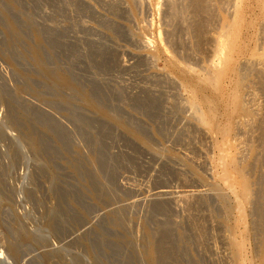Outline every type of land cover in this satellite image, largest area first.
<instances>
[{"label": "rangeland", "instance_id": "1", "mask_svg": "<svg viewBox=\"0 0 264 264\" xmlns=\"http://www.w3.org/2000/svg\"><path fill=\"white\" fill-rule=\"evenodd\" d=\"M198 1L0 0V264H257L264 9L244 0L241 50L215 91L199 81L237 0ZM236 73L250 117L227 112Z\"/></svg>", "mask_w": 264, "mask_h": 264}, {"label": "bare ground", "instance_id": "2", "mask_svg": "<svg viewBox=\"0 0 264 264\" xmlns=\"http://www.w3.org/2000/svg\"><path fill=\"white\" fill-rule=\"evenodd\" d=\"M132 1V0H131ZM136 1V0H135ZM195 1V0H194ZM198 0H196V2H195V4L196 3H198L199 4V1L197 2ZM201 1V0H200ZM122 2V1H121ZM255 2H256V4L258 5V6H260L262 9H264V0H255ZM120 3V2H119ZM194 4V3H193ZM198 4H197V6H198ZM134 5V4H133ZM125 6V5H124ZM196 6V5H195ZM197 6H196V8H197ZM201 6V3H200V5H199V7ZM204 6V5H203ZM202 6V7H203ZM198 7V8H199ZM205 7V6H204ZM196 8H195V10H196ZM197 8V9H198ZM202 9V8H201ZM199 10H200V8H199ZM198 10V11H199ZM204 10V9H203ZM244 0H237V3H236V5H235V16H234V19H233V21H232V23H230V24H223L224 26H223V28H222V30H221V33H220V35H219V39H218V42H217V47H218V51H219V53H220V56H218V61H217V63H215V64H213V67H212V72L211 73H207L205 76H201L202 78H201V81H199V83L201 84H203L204 86H208V87H211L213 90H215V91H218L220 88V84H221V81H222V79L223 78H226V77H228V74H229V72L231 71L230 70V63H231V61H232V59H233V57H235V56H237L239 53H240V50H241V45L239 44V35H240V31H241V29H242V20H243V14H244ZM197 14V13H196ZM197 26V25H196ZM200 28H202V27H200ZM199 28V29H200ZM198 33H199V31H198ZM197 33V34H198ZM226 49L227 51H228V58L227 59H220L221 58V53L223 52V49ZM258 55V53H256V52H254V51H252L251 53H250V56H252V57H254V56H257ZM235 63H237V62H235ZM236 66H238V65H236ZM179 68V67H178ZM181 68H179V70H180ZM184 69V68H183ZM237 69V68H236ZM210 70V69H209ZM187 71V70H186ZM236 71V70H235ZM179 73H181V71L179 72ZM187 73H188V71H187ZM234 73V72H233ZM232 73V74H233ZM50 74V73H49ZM183 76H184V73H183ZM186 78V77H185ZM68 80V79H67ZM70 81V80H69ZM185 81V80H184ZM201 84V85H202ZM188 86V85H187ZM186 86V87H187ZM185 87V88H186ZM190 87V86H189ZM243 80H242V77L241 76H239V74H234L233 76H232V80H231V86H230V100H229V103H228V106H227V112H228V114H237V113H239V114H241V116L243 115V116H246V117H250L251 116V111L250 110H248L246 107H245V105L243 104V100H242V92H243ZM188 88V87H187ZM190 90H191V88H189ZM189 90V91H190ZM191 92H192V90H191ZM192 93H194V92H192ZM227 94V93H226ZM196 95V94H195ZM226 97V96H225ZM192 98H193V94H192ZM195 99L197 98V97H194ZM195 99H193V101H192V106H193V108L195 109V112H196V116H197V118H198V120H199V122L203 125V126H206V127H208L209 128V126L210 127H212L213 126V124H212V122H213V119H214V115H215V113L216 112H214V103H213V101H211V100H209V99H207V98H201L199 101H195ZM226 99V98H225ZM197 100V99H196ZM93 104V103H92ZM200 107H201V109H205V111H202V110H200ZM219 110V109H218ZM229 115H227V119H226V124L224 125L223 124V126L224 127H222V129H221V127H219L221 130V135L223 136V138H225V139H228L227 137H229V135H230V133H231V131H232V125H231V123H230V117H228ZM216 117V116H215ZM240 117V116H239ZM241 118V117H240ZM235 120H237V119H234V121ZM239 120V119H238ZM237 120V121H238ZM241 120V119H240ZM242 121V120H241ZM220 123V122H219ZM238 123V122H237ZM216 124V123H215ZM235 124H236V121H235ZM234 124V125H235ZM263 124V123H262ZM217 125H219V124H217ZM216 126V125H215ZM236 126V125H235ZM218 126H216V127H214V132L217 130H215V128H217ZM234 128V127H233ZM210 130V129H209ZM218 132V131H217ZM233 132V131H232ZM220 134V133H219ZM232 135V134H231ZM219 137H220V135H219ZM221 138V137H220ZM232 138V137H231ZM225 139H223L224 141H225ZM219 140V139H218ZM222 140V141H223ZM223 141V142H224ZM218 142H220V141H218ZM227 142V140L225 141V143ZM222 143V142H221ZM224 143V144H225ZM230 143H232V142H230ZM217 144L218 143H216V147H217ZM220 144V143H219ZM227 144V143H226ZM222 146V145H221ZM228 146H229V144H228ZM235 146H233V148H234ZM222 148H224L225 149V147H222ZM230 149H231V146H230ZM226 151H230V150H226ZM225 151V152H226ZM228 153V155L230 154L229 152H227ZM223 154H226V153H223ZM227 155V154H226ZM235 154H233L232 155V157L233 158H229L230 160L227 162L228 164L226 165L227 167H226V171H228V173H227V178H229V180H230V182L229 183H231L232 184V186H233V189H235L236 191H237V196H238V194H239V198L241 199L242 198V200H243V203H245L247 200H249L250 199V197H251V193H250V182H249V180L247 179V177H246V165L245 166H239V164H237V162H236V160L234 159L235 157ZM224 157H226V156H224ZM226 159H224V163H226V161H225ZM224 166V165H223ZM221 171L223 172V169L221 168ZM226 173V172H225ZM220 177V176H219ZM221 179V178H220ZM228 182V181H227ZM228 183V184H229ZM231 186V187H232ZM230 187V188H231ZM229 188V189H230ZM226 189V188H225ZM216 190V189H215ZM231 191V190H230ZM217 192H219L218 190H217ZM236 193V192H235ZM217 194V193H216ZM218 195V194H217ZM219 196H221L222 197V195L219 193ZM236 196V197H237ZM223 198V197H222ZM263 198V197H262ZM237 199V198H236ZM225 200V199H224ZM239 200V199H238ZM244 200H245V202H244ZM263 200V199H262ZM240 201V200H239ZM250 201V200H249ZM242 202V201H241ZM248 202V201H247ZM243 203H241L240 205L242 206V204ZM236 205H237V203H236ZM239 205V204H238ZM239 205V206H240ZM243 208V207H242ZM264 209V208H263ZM232 211H233V208L231 209ZM231 211V212H232ZM238 212V211H237ZM243 212H244V210H243ZM242 212V213H243ZM261 212V211H260ZM263 213V212H262ZM262 213H260V214H262ZM239 214V213H238ZM229 215V214H228ZM237 214L235 213V216H236ZM259 215V214H258ZM263 215H264V213H263ZM230 216H231V214H230ZM238 216V215H237ZM234 217V216H233ZM239 217V216H238ZM237 217V218H238ZM241 218V217H240ZM264 218V217H263ZM263 218L261 217L260 219H262L263 220ZM232 220V219H231ZM236 220V219H235ZM238 220V219H237ZM233 221H234V218H233ZM232 221V222H233ZM235 222H239V221H235ZM235 222H233V223H235ZM237 224V223H236ZM261 225H262V230H263V226H264V223H261ZM239 226V225H238ZM258 226H259V224H258ZM1 228V227H0ZM258 228V227H257ZM260 228V227H259ZM234 229V228H233ZM236 229V228H235ZM242 229H243V227H242ZM236 230H238V229H236ZM261 230V231H262ZM240 231V230H239ZM1 232H2V230H1ZM235 232V231H234ZM237 233V232H236ZM236 233H234V234H236ZM264 233V232H263ZM1 234V233H0ZM3 234V233H2ZM239 234H240V232H239ZM5 235V234H4ZM248 235V234H247ZM262 235V234H261ZM235 236V235H234ZM234 236H232V237H234ZM231 237V236H230ZM238 237H240V236H238ZM236 238H237V236H236ZM247 238V237H246ZM245 238V239H246ZM233 239H235V237L233 238ZM241 239H244V237L243 238H241ZM244 239V240H245ZM237 240V239H236ZM239 241H242V243H243V240H240L239 239ZM238 241V242H239ZM246 241V240H245ZM247 242V241H246ZM246 242L244 243V244H246ZM263 242V241H262ZM233 243V247L234 248H239L240 250H241V247H239V245H241L242 246V244H241V242H239V244L236 242V241H233L232 242ZM10 244V243H9ZM12 245V244H11ZM263 246V245H262ZM6 247H7V245H6ZM10 247V246H9ZM12 247V246H11ZM243 247V246H242ZM246 247V246H245ZM17 248V247H16ZM236 249V250H237ZM244 249V248H243ZM1 250V249H0ZM235 250V249H234ZM235 250V251H236ZM242 251H244V250H242ZM156 252H157V250H156ZM241 252V251H240ZM245 252V251H244ZM4 253V252H3ZM238 253V252H237ZM18 254V253H17ZM241 254H243V253H241ZM241 254H240V256H241ZM11 255V254H10ZM245 254H243V256H244ZM3 254H2V252L0 251V261H1V259H3ZM237 256V255H236ZM242 256V257H243ZM16 257V256H15ZM18 257V256H17ZM155 257H156V255H155ZM155 257H153V262H154V258ZM244 259V258H243ZM243 259H241V260H243ZM258 262H257V264H264V246L262 247V249L260 250V252H259V254H258ZM157 261V260H156ZM245 261V260H244ZM247 261V260H246ZM245 261V262H246ZM158 262V261H157ZM242 261H240V263H241ZM243 263V262H242ZM241 263V264H242ZM152 264V263H151ZM158 264V263H157ZM246 264V263H245Z\"/></svg>", "mask_w": 264, "mask_h": 264}]
</instances>
